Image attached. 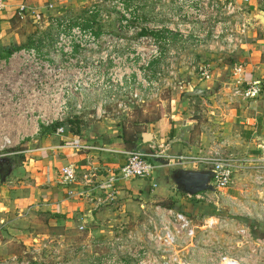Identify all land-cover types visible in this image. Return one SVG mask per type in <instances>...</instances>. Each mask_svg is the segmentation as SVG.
Returning a JSON list of instances; mask_svg holds the SVG:
<instances>
[{
  "label": "built area",
  "instance_id": "2783aa9c",
  "mask_svg": "<svg viewBox=\"0 0 264 264\" xmlns=\"http://www.w3.org/2000/svg\"><path fill=\"white\" fill-rule=\"evenodd\" d=\"M149 3L152 7L148 19L142 16L139 2L125 0L93 1L85 8V17L76 22L56 13L45 19V26L53 28L51 41L43 40L41 46L22 48L8 58H0V127L17 128L14 137L7 132L0 135L3 147L13 140L33 139L42 129L56 125L54 134L63 135L67 123L76 119L117 122L132 106L143 105L150 99L141 88L157 95L161 74L153 73V80L147 76L146 83L134 81L130 72L123 70L125 62L137 59L151 67L162 59L186 63L201 60L207 64L198 66L197 73L209 79V62L215 57L203 58L201 50L225 52L230 57L244 44L247 26L244 22L241 26L227 24L223 28L217 23L208 32L203 29L206 17L215 19L221 13L244 21V8L236 0H229L222 9L219 1L214 0H149ZM54 8L53 4L47 5L48 11ZM3 9L4 2L0 0V12ZM30 13L33 12L24 6L17 8L19 19ZM161 20L167 22L162 25ZM131 43L135 53L127 54L125 48ZM146 44L150 48L144 52L141 47ZM175 46L180 48L179 53L173 51ZM190 48L192 54H184ZM245 67L243 62L232 65L229 100L255 104L263 95V88L259 81L245 79ZM175 86L180 93L185 92L182 84ZM228 146L226 140L212 139L207 146H197L184 154L170 153L168 145L126 150L121 152L124 163L115 172L105 170L103 177L98 168H90L80 182L75 166L69 165L60 170V184L68 188L70 197L83 199L93 211L108 208L120 212L124 200L118 187L120 181H151L157 170L170 167L206 170L212 173L210 184L214 191L186 194V200L214 204L226 197L229 206L236 208L240 207L239 202L231 200L226 192L234 187L235 176L241 172L248 175L245 185L255 190L256 204L246 203L243 196L241 203L250 208V214L264 221V156L246 157ZM68 147L77 153L117 152L79 140H72ZM141 211L140 232L124 231L121 226L112 237L101 242L88 233L78 248L49 246L48 239H44L34 242L29 254L0 259V264H264V238L252 236L248 229L228 231L232 242L240 237L241 243L251 245L247 255L237 256L223 250L213 235L217 218H203L202 226L196 227L190 218L170 209L153 207L150 214L142 205ZM223 227L233 226L227 222ZM78 231L84 232V226L78 227Z\"/></svg>",
  "mask_w": 264,
  "mask_h": 264
},
{
  "label": "crops",
  "instance_id": "0c3cea01",
  "mask_svg": "<svg viewBox=\"0 0 264 264\" xmlns=\"http://www.w3.org/2000/svg\"><path fill=\"white\" fill-rule=\"evenodd\" d=\"M236 1L245 11L246 33L243 37L244 44L230 56L227 63L230 62L233 65L236 62H243L245 64L244 77L246 80L260 82L263 88L261 98L255 104L243 103L241 106L243 108L239 110L241 117H230L224 114V109H221L217 103H212L214 120L207 118L202 122L198 117L201 112H193L198 115L196 117L189 110L187 111L189 115H187V119L186 113L184 114L185 120L182 119L181 123L178 124L175 121L178 115L172 113L169 115V119L165 115L157 121L144 123L141 133L137 129L129 132V127L123 126L121 123L115 125L108 122L87 121L84 118L70 121L71 124L70 122L67 123L63 135L60 136L55 134L42 135L40 132L35 137L37 140L41 139L42 146L34 150H27L25 161H22L20 165L9 164V158L1 161V166L5 167V171L0 175V259H7L13 255L21 257L25 253L29 254L34 247V242L48 239L50 236L58 238L60 235H64L63 237L68 236L69 238L70 235L66 232L61 234H49L40 231L32 233L28 231L27 226L18 227L19 223L36 218L37 215L45 216L46 214L47 220L43 221L46 226L50 228L60 227L69 232L75 231L83 241L87 239V235L90 233L98 242H101V240L112 237L114 230L121 227L117 224L120 222L129 223L130 217L120 216L113 209L106 208L93 211L83 199L70 197L68 188L60 184V170L66 166H75L78 180L81 182L82 175L90 168H98L103 177L105 170L115 172L124 163V155L121 152L131 150L134 147L147 149V146L150 145H168L170 153L184 154L190 150H195L197 146H207L212 139L213 142L226 140L230 150L246 157L264 156V28L256 21L258 12L264 11V0ZM3 2L4 9L0 12V37L12 29L9 24L10 19L14 17L17 8L20 6H24L27 11L47 12V6L43 7V4H53L54 7L58 8L53 12L61 14L68 12V9L73 11L77 7L74 4L76 0H3ZM9 41L12 46L20 45L19 36L15 34ZM202 87L204 86L198 85L197 90L202 91ZM189 92L185 91V93ZM178 97L182 100H191L200 96L186 95V97H181L180 93L175 96L176 99ZM202 97L212 98L210 93L204 90ZM141 111L144 112L143 109ZM129 122L130 120L127 123ZM204 124H208L207 127H203ZM194 128H198L197 132L199 133H193ZM195 134L197 139L193 141ZM72 140L106 146L117 152L77 153L68 147ZM21 153L26 152L22 151ZM165 171L164 169L157 170L151 181H120L118 187L121 189L123 202L132 203L136 200L138 205L143 202L140 208L142 205L144 206L146 202L145 191L140 190V188L145 189L146 186H142V184L157 179L158 183H161L162 179L159 174ZM3 177L4 179H2ZM235 177L236 183L232 188L235 193L245 197L246 203L256 204L254 202L255 190L251 185H245L249 181L248 175L238 172ZM100 179L102 180V178ZM130 190L132 191L131 194H129ZM181 200H183V195ZM127 205L128 207L131 206ZM140 208L135 209L138 212ZM142 219L141 217L137 223H141ZM80 226H84V232L77 231ZM123 228L126 229V226L124 225Z\"/></svg>",
  "mask_w": 264,
  "mask_h": 264
},
{
  "label": "rangeland",
  "instance_id": "374dc122",
  "mask_svg": "<svg viewBox=\"0 0 264 264\" xmlns=\"http://www.w3.org/2000/svg\"><path fill=\"white\" fill-rule=\"evenodd\" d=\"M93 1H99V0H76L74 4H76L77 7L74 8L73 11L67 10L64 15H67L72 19L73 22H76L79 18L85 17V11L86 7L90 5ZM107 1V0H103ZM127 2H139L140 7L143 10V17L148 19L149 17V10L151 9L152 5L149 3V0H125ZM219 1L220 8H224V6L227 5L229 0H214ZM85 2V3H84ZM87 2V3H86ZM165 5V4H164ZM160 6V7H164ZM47 6V3L43 4V7ZM166 6V5H165ZM56 8V7H55ZM54 10H58L56 8ZM34 10V9H33ZM42 10V9H41ZM31 12V11H30ZM33 13H30L28 16H25L23 19H19L12 23V29L9 30L7 33L5 32L2 37H0V54L1 50L3 48H11V47H18L27 45V43L30 42V40L33 38V40H36L38 37L43 36V40L51 41L53 39V29H49L44 24L46 18L53 17L56 12L47 11L43 12L40 10H34ZM30 16V17H29ZM218 16V15H217ZM31 19H35V22H32ZM146 21V20H145ZM162 25L165 24L167 21L161 20ZM148 22V21H147ZM242 21L240 18L235 19L233 15H225V13H221L218 17L215 19H212L211 16L206 17L203 25V29L205 32H208L212 28L215 27L217 23H220L221 28L224 26H227V24H230L229 26H241ZM235 28V27H234ZM15 34L19 36V42L20 45H10V38L12 35ZM208 39H210V36H208ZM160 43H163L162 40H159ZM11 46V47H10ZM161 47V46H160ZM132 43L126 46L125 53H135L133 51ZM141 48H144L147 52L149 50V45H144ZM165 49L164 47H161ZM192 48L184 52V54L191 55ZM173 51L176 53L180 52L179 47H173ZM195 54V53H194ZM203 58H206V56H214V60L209 62L210 65V73L211 76L209 79H205L199 76L197 73V67L202 64H207V62H192V63H186L181 62L180 60H175L173 62L166 61V59H162L161 61H158L154 63L151 67H146V63H141V61L134 59L133 62H125L123 64V70L130 72V78L134 79V81L139 80L140 82L146 83L147 76L150 80H153V73L159 72L161 75L158 77L159 80L157 83L160 86V90L156 92L157 95H151L152 90H149L148 88L141 90L145 91V94H148L149 98L143 105H134L131 108V111L128 114H122L120 119L116 121H111L109 119H102L99 122L103 123H109V124H123V126H128L129 132L131 130L139 131L140 133L143 132L142 127H144V123L146 122H154L158 119L164 117L167 115L169 119L170 114H177L178 116L175 118V121L180 124L181 120L186 117L187 119V111L191 110L192 115H195L193 112H201V115H195L198 116L200 120L205 121L207 118H212L214 120V112L211 108L212 103L218 104L221 109H224V114L229 115L230 117H241V113L239 110H241L243 107L244 102H239L233 99V101L229 100V92L232 89V64L230 62L227 63L228 59L230 58L228 54L225 52H218L215 51H209L207 48L204 50H201V53H199ZM205 60V59H204ZM109 69L111 67L109 66ZM171 73V74H170ZM170 74V75H169ZM178 83L185 86V91H193L198 89V85H202V91L210 93L212 96L211 99L205 98L200 96L199 98L194 99H187L182 100L178 97V99L175 98V96L179 95L181 91H177L176 87ZM157 86V85H156ZM167 89H166V88ZM165 88V89H164ZM173 99V100H172ZM175 99V100H174ZM236 101V102H235ZM244 104H252L250 102L244 103ZM178 105V106H177ZM189 106V107H187ZM143 109L144 112L141 111ZM187 113V114H186ZM184 114L186 116L184 117ZM131 115V116H130ZM189 116V115H188ZM132 117V119H131ZM130 120L129 123H127ZM185 120V119H184ZM214 122V121H212ZM208 123V122H206ZM134 124V126H133ZM141 124V125H140ZM208 124H204L203 127H205ZM207 127V126H206ZM210 125L208 126L209 129ZM17 128L15 126L11 127H0V135L3 133H8L9 136L14 137L15 136V130ZM197 129V130H196ZM194 128L192 130L193 133H196L198 131V128ZM206 129V128H205ZM202 130V129H201ZM207 131V129H206ZM199 133V132H197ZM211 134V133H210ZM198 135V134H197ZM87 136V135H86ZM195 141L196 134L193 136ZM36 137L32 140H26L24 142H18L16 140H13L9 146L3 147V143L0 141V160H4L5 158H9L8 161H10L9 164L14 165H20V163L25 161V157L27 156V150H34L37 147L42 146L41 139L37 140ZM3 147V148H1ZM22 151H25L26 153H21ZM31 158V157H30ZM31 160V159H30ZM34 160V159H33ZM165 172H161L159 174V177L162 179L161 183H158V179L153 182H145L142 184V186H146L144 189L143 187L140 188V190L145 191V197L146 202L144 203V207L147 213L150 212L153 207H160L161 209H170L174 213H180L192 220V223L196 227L202 226V219L203 218H217L218 224L216 228L214 229V236L217 238V241L219 242V245L224 248L223 250H226V252H230L233 255L237 256H245L249 252V248L251 247L250 244H244L241 243V238L237 237L234 242L232 240H229V229L236 228L237 230L243 228L248 229L249 232L252 233V236H256L257 234H263L264 236V221H261L260 219H257L254 216H250V208L246 205L242 204V199L240 195L235 193L234 189L229 188L227 190L226 195L229 196V198H232L231 200L238 201V205L240 207L232 208L229 206L228 202L226 201V197H224L223 201H218L212 203H202V202H196V201H187L184 197V194H181L176 189V186L171 180L172 178V172L176 170L175 168H165ZM5 177V176H4ZM4 177L2 179H4ZM239 183V182H238ZM156 185V186H152ZM139 190V188H137ZM135 189V191H137ZM131 190L130 193L131 194ZM205 192V191H204ZM147 193V194H146ZM144 194L142 195L144 197ZM183 195V200H181V197ZM218 195V194H217ZM136 197H138V194H136ZM180 197V199H179ZM256 197H254L255 199ZM226 201V202H225ZM140 202H142L140 200ZM143 203V202H142ZM141 203V204H142ZM131 205L128 207V205ZM140 204V205H141ZM140 205L137 204V201L134 200L132 203L129 202H122V210L120 212H116V214L120 216H125L127 218L130 217L129 223H122L120 222L118 225L126 226L125 230H133L140 232L142 230V222L137 223L139 219L142 217V211L140 208ZM241 205L243 208H241ZM125 206V207H124ZM133 206V208H131ZM140 208L137 212L135 208ZM131 209V210H129ZM47 220V215H37L36 218H32L29 220H24V223H19L18 227L22 228L24 226H27L28 231L32 233L36 232H45V233H56L61 234L66 232L69 236L63 237L60 235L58 238L55 237H48V245L53 246L55 244H61V246L68 248H78L80 244L83 242V240L80 239V235L76 233L75 231L69 232L64 231L63 228L57 227V228H50L49 226H46L43 221ZM137 220V221H136ZM231 224L233 227H227L224 228L223 225L225 223ZM70 227V226H68ZM223 227V228H222ZM71 228V227H70ZM69 230V229H68ZM73 230V229H71ZM78 231V229H77ZM197 233L199 232L196 230ZM57 236V235H55ZM253 241H255L253 239ZM84 244V242L82 243ZM35 246V245H34ZM221 250V251H223ZM254 257V256H253ZM252 257V258H253Z\"/></svg>",
  "mask_w": 264,
  "mask_h": 264
},
{
  "label": "water",
  "instance_id": "95a60500",
  "mask_svg": "<svg viewBox=\"0 0 264 264\" xmlns=\"http://www.w3.org/2000/svg\"><path fill=\"white\" fill-rule=\"evenodd\" d=\"M256 21L263 26L264 28V11L260 10L258 12ZM188 96H202L201 90H193L189 93H186ZM3 160H0V162ZM177 172L182 178L174 180V184L176 189L181 194L195 195L200 192L210 191L213 192L214 188L210 184V180L212 178V173L206 170H185L178 168ZM90 218L92 216L90 215Z\"/></svg>",
  "mask_w": 264,
  "mask_h": 264
},
{
  "label": "trees",
  "instance_id": "16d2710c",
  "mask_svg": "<svg viewBox=\"0 0 264 264\" xmlns=\"http://www.w3.org/2000/svg\"><path fill=\"white\" fill-rule=\"evenodd\" d=\"M17 20H19V17L17 15V10H16V13H15L14 17H12L10 19V23L9 24L12 26V23H14ZM31 21L32 22H35V19H31ZM45 23H46V20H45ZM48 28L51 29V30L53 29L52 27H48ZM43 39H44L43 36L38 37L36 40H33V38H32L30 40V42L27 43V45L25 44L23 46H18V47H14V46L11 47L10 46L11 48H9V47L3 48L1 50L2 54H0V58H8L13 52H15L17 50H20L22 48H32V47L41 46V43H42ZM181 97H186V93L185 92L181 93ZM70 124H71V122H70ZM56 127H57V125L56 126H53V127H50V128L42 129L41 130V133H42V135L43 134H45V135H52V134H54V131H55ZM124 141L127 143V141L125 140V138H124ZM133 149H139V148L134 147L131 150H133ZM256 237L257 238H264L263 234L262 235L261 234H257Z\"/></svg>",
  "mask_w": 264,
  "mask_h": 264
},
{
  "label": "flooded vegetation",
  "instance_id": "af4514ba",
  "mask_svg": "<svg viewBox=\"0 0 264 264\" xmlns=\"http://www.w3.org/2000/svg\"><path fill=\"white\" fill-rule=\"evenodd\" d=\"M5 167H2L1 166V162H0V175L5 171V169H4ZM183 176H180V174L177 172V169L176 170H174V172H172V178H171V180H177V179H179V178H182Z\"/></svg>",
  "mask_w": 264,
  "mask_h": 264
}]
</instances>
